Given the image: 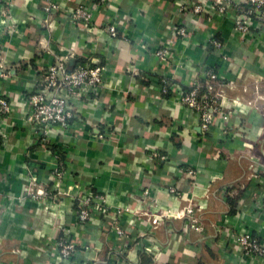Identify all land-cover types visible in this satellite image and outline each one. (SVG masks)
Returning a JSON list of instances; mask_svg holds the SVG:
<instances>
[{
  "label": "crops",
  "instance_id": "0c3cea01",
  "mask_svg": "<svg viewBox=\"0 0 264 264\" xmlns=\"http://www.w3.org/2000/svg\"><path fill=\"white\" fill-rule=\"evenodd\" d=\"M53 1L62 8L47 15L46 0L0 5V98L11 106L0 117V264H264L243 257L234 242L241 233L264 241L262 25L253 20L251 34L240 39L234 11L216 13L214 0H201L199 15L181 14V0ZM84 1L98 8L91 25L76 27L63 6ZM109 22L118 26L116 38L105 30ZM177 26L188 36L177 37ZM163 46L171 50L167 62L154 55ZM58 60L66 67L99 62L106 83L73 101L70 128H52L45 144L24 119L26 101L44 67ZM207 70L232 88L219 86L226 124L216 116L204 134L199 117L159 87L163 79L190 87ZM52 150L65 161L58 188ZM28 174L55 198L26 196ZM89 192L105 196L108 208L80 227L77 199ZM188 207L201 230L188 216H172ZM64 232L77 246L68 260L53 247Z\"/></svg>",
  "mask_w": 264,
  "mask_h": 264
},
{
  "label": "built area",
  "instance_id": "2783aa9c",
  "mask_svg": "<svg viewBox=\"0 0 264 264\" xmlns=\"http://www.w3.org/2000/svg\"><path fill=\"white\" fill-rule=\"evenodd\" d=\"M48 5L43 9L45 14L51 13L53 10L61 9L62 6L53 1L46 0ZM66 4L72 0H63ZM10 0H0V5L7 6ZM243 4L248 5V9H239V6L230 0H214L211 9L220 15L234 11V31L240 39H246L251 34V26L253 20H257L264 29V0H244ZM72 20V24L76 27H86L91 25L94 10L98 8L97 4L84 1L78 3L74 8H66ZM181 14L193 13L199 15L204 11L202 1L194 2L192 0H181L178 6ZM257 16H253V14ZM106 32L116 38L118 35V26L115 22H109L105 26ZM177 37H187L188 32L185 27L177 26L174 29ZM211 45L214 49H222V43L216 39L211 40ZM154 55L161 61L167 62L172 58L171 50L167 46H163L154 51ZM202 79L205 80L203 86L198 82L191 85V89L185 92L180 87L172 86V84L163 79L159 91L162 95L174 93L180 104L185 106L190 111L194 112L200 120V128L204 134H208L214 123V118L219 116L223 123L228 119V114L221 112L219 99L221 97V89L216 88L213 84L216 82L218 86H226L232 88L230 82H225L213 70H207L202 74ZM106 80V68L99 62H78L76 66L68 71L66 64L62 60H58L53 64L44 67L40 81L37 82L36 90L27 98V113L24 119L35 135L38 141L49 144V134L52 128H60L66 130L70 128L71 122L74 119V111L72 102L89 98L91 94H96L101 87L104 86ZM221 80V82H220ZM213 82V84H212ZM204 88V93L199 94L201 88ZM11 113L9 101L5 98H0V117H6ZM230 114V113H229ZM0 135H4L0 131ZM54 166L51 170V176L54 186L57 188L66 179L65 161L54 153ZM186 173L193 177L194 172L191 169H186ZM25 184V194L37 203H46L47 200H53L51 190L38 182L36 176L28 174ZM171 193H176L175 188H170ZM259 209L264 211V195L259 199ZM107 199L105 196L89 192L81 194L77 199V224L80 227L85 226L95 216L106 213ZM164 217H170L167 212ZM173 217L182 218L189 217L192 227L195 230H201L200 227H195L196 220L192 218V209L186 208L185 213L173 214ZM65 230V229H64ZM114 231L118 238L124 235L123 230L119 226H114ZM234 242L245 258L254 260H264V241L249 233H241L234 236ZM53 247L57 250L58 256L62 260L71 259L76 253V243L71 240L70 236L64 234L54 242Z\"/></svg>",
  "mask_w": 264,
  "mask_h": 264
},
{
  "label": "trees",
  "instance_id": "16d2710c",
  "mask_svg": "<svg viewBox=\"0 0 264 264\" xmlns=\"http://www.w3.org/2000/svg\"><path fill=\"white\" fill-rule=\"evenodd\" d=\"M248 5H246V4H242V5H239V9H242V10H246V9H248ZM253 16H257V14H253ZM216 40H218V39H216ZM219 41V40H218ZM82 62V61H81ZM84 62H87V61H84ZM77 63H75L74 64V67H75V65H76ZM73 67V68H74ZM224 81V80H223ZM199 84H201L202 86H203V84L205 83V80L204 79H199L198 81H197ZM220 82H221V80H220ZM212 84H213V82H212ZM216 88H218L219 86V81H218V83L216 82L215 84H213ZM191 89V86L190 87H185V88H183V90L185 91V92H187V91H189ZM204 93V88L202 87L201 89H200V91H199V94L201 95V94H203ZM170 94H167L166 96H169ZM52 152H54V153H57L60 157H61V154H60V152H58V151H55V150H52ZM61 159H62V157H61ZM232 202V201H231Z\"/></svg>",
  "mask_w": 264,
  "mask_h": 264
},
{
  "label": "water",
  "instance_id": "95a60500",
  "mask_svg": "<svg viewBox=\"0 0 264 264\" xmlns=\"http://www.w3.org/2000/svg\"><path fill=\"white\" fill-rule=\"evenodd\" d=\"M74 64H75V62L73 60H71L70 65L67 66V70L71 71L73 69V67H74Z\"/></svg>",
  "mask_w": 264,
  "mask_h": 264
}]
</instances>
